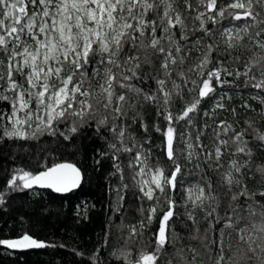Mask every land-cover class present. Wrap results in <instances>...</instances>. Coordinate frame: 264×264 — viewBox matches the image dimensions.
<instances>
[{
    "label": "snow or ice",
    "instance_id": "obj_1",
    "mask_svg": "<svg viewBox=\"0 0 264 264\" xmlns=\"http://www.w3.org/2000/svg\"><path fill=\"white\" fill-rule=\"evenodd\" d=\"M0 101V142L47 136L69 157L5 171L0 212L36 188L79 189L86 172L72 158L83 153L111 168L120 214L126 156L132 195L154 202L129 240L157 227L151 251L118 259L264 264V0H0ZM88 211L78 205L77 218ZM108 235L73 250L79 264H108ZM0 247L64 245L24 233Z\"/></svg>",
    "mask_w": 264,
    "mask_h": 264
},
{
    "label": "trees",
    "instance_id": "obj_2",
    "mask_svg": "<svg viewBox=\"0 0 264 264\" xmlns=\"http://www.w3.org/2000/svg\"><path fill=\"white\" fill-rule=\"evenodd\" d=\"M236 99H239L238 95ZM145 118L151 123V115H146ZM136 135L140 136V132L138 131ZM151 135L157 146L155 157L158 158L159 134L152 132ZM26 148L27 146L21 145L0 149V185L4 182V177L1 175L3 167L13 160L18 162L16 168L33 172L43 170L38 166V158L47 151L27 148L29 151L25 153ZM50 151L51 154H56V151ZM72 159L73 162H78L82 171L86 172L85 180L78 191L65 196L48 191L36 199L18 200L21 206L14 212L11 203L6 211L0 212V238L13 239L27 233L38 240L64 247L25 250L0 247V264H79L82 257L76 255L73 250L87 253L94 245L98 247L99 241L104 236V230L109 232L108 245L103 250L105 257L108 258V264H127V261L118 259L121 253H130V259L135 260L140 251H151L154 247V244L149 246V238L151 230L157 227L155 220L149 230L144 231L143 236L129 240V228L138 224L143 218L139 211L140 207L147 209L154 202L146 199L141 201L132 195L136 189L132 187L133 181L131 171L126 167L128 163L126 156L122 157V161L125 166V183L129 185V191L125 194L124 210L120 214L109 211L110 204L114 206L116 200V193L110 186L118 183L115 177L109 176L111 168L106 164L104 168L99 169L91 159H86L83 153ZM153 162L155 163L156 160L154 159ZM160 163L163 164L162 158ZM85 197L90 199L87 204L89 218L79 220L76 216L77 206L82 205L81 200ZM180 235L183 237L186 233L180 232ZM189 242L182 240L178 244ZM112 252L116 253L115 257L109 256Z\"/></svg>",
    "mask_w": 264,
    "mask_h": 264
},
{
    "label": "rangeland",
    "instance_id": "obj_3",
    "mask_svg": "<svg viewBox=\"0 0 264 264\" xmlns=\"http://www.w3.org/2000/svg\"><path fill=\"white\" fill-rule=\"evenodd\" d=\"M1 110H7L6 106L4 104L3 101H1ZM98 144H103V141H98ZM27 146L28 149H43L45 151H47V153H43L39 155L38 158V166L44 168V166L46 164H50L52 162H57V161H61V159H68L69 157L65 156H61L60 153L58 151H56V154H51L50 150H53V148L56 147V141L54 138H50L47 136H41L39 140H28V141H23V140H5L0 142V149H7L9 146ZM26 148V149H27ZM25 150V153L29 150ZM17 161L15 162V160H13L12 162H10L8 165H5L3 167V170L1 172V175L5 178V171H7L8 173H10L12 171V169L16 168L17 165ZM35 191V195H33L32 192H25L21 195L16 196V198L14 200H12L11 202V209L12 211H16L21 205L20 202L18 200L20 199H36L39 196H42L44 193H47V190H34ZM90 199L88 197H85L81 200L82 205H87L89 203Z\"/></svg>",
    "mask_w": 264,
    "mask_h": 264
},
{
    "label": "water",
    "instance_id": "obj_4",
    "mask_svg": "<svg viewBox=\"0 0 264 264\" xmlns=\"http://www.w3.org/2000/svg\"><path fill=\"white\" fill-rule=\"evenodd\" d=\"M83 184V183H82ZM82 186V185H81ZM80 189V188H79ZM79 189H76V190H74V191H72V192H70V193H65V194H60V193H55V194H57V195H61V196H65V195H69V194H71V193H74V192H76V191H78ZM36 190H46V189H38V188H36ZM47 191H51V190H47ZM52 192V191H51ZM54 193V192H53Z\"/></svg>",
    "mask_w": 264,
    "mask_h": 264
}]
</instances>
